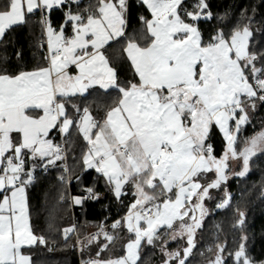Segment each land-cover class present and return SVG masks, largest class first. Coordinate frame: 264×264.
<instances>
[{
	"label": "snow or ice",
	"instance_id": "1",
	"mask_svg": "<svg viewBox=\"0 0 264 264\" xmlns=\"http://www.w3.org/2000/svg\"><path fill=\"white\" fill-rule=\"evenodd\" d=\"M79 4L0 0V43L38 12L44 37L39 47L47 50L43 66L15 73L0 68V264H35L31 250L47 246L33 228L28 189L38 169L60 166L69 172L58 162L67 160L73 129L85 142L82 172L94 170L118 201L129 189L134 197L111 224L113 232L101 225L84 240L77 236L82 253L97 246L95 256L81 264H138L143 245L160 240L161 229L187 245L172 252L162 247L163 264H186L209 215L205 201L213 199L211 190H221L232 175L246 176L252 158L264 153V131L239 147L249 109L264 106V54L250 50L252 18L205 38L200 24L214 16L208 0H95L83 9ZM134 8L148 15L137 17L141 27L130 35ZM56 10L63 16L59 27L51 18ZM121 41L132 74L126 81L107 55L111 42ZM94 89L117 94L100 118L73 103ZM215 132L225 142L219 157L211 142ZM53 133L64 143L55 142ZM232 161H239V171H230ZM60 180L66 182L65 176ZM83 192L72 197L74 205L100 199L94 187ZM230 202L225 191L215 207L225 209ZM244 223L241 211L236 224ZM118 229L130 234L123 254L105 258ZM75 231L74 225L65 228V241ZM247 243L242 235L231 252L218 243L208 264H264L248 254Z\"/></svg>",
	"mask_w": 264,
	"mask_h": 264
},
{
	"label": "trees",
	"instance_id": "2",
	"mask_svg": "<svg viewBox=\"0 0 264 264\" xmlns=\"http://www.w3.org/2000/svg\"><path fill=\"white\" fill-rule=\"evenodd\" d=\"M191 2V0H190ZM210 10L214 14L213 19L201 22L200 28L205 38L217 28L226 33L233 28L248 23L247 17L252 18L251 27L254 31L251 43V51L264 54V0H208ZM95 0H80L79 9L94 4ZM255 9V11H253ZM73 10H77L76 7ZM141 14L148 15L143 9L134 8L128 32L131 35L141 25L137 17ZM54 26L59 27L63 20L61 11L56 10L51 14ZM40 14L32 15L25 25L15 27L8 32L0 43V68L7 69L10 73L20 70H31L43 66L46 47L41 49L43 43V28L40 23ZM123 41L112 42L107 47V55L112 59L119 70L120 79L126 81L132 78L128 61L122 58L121 49ZM20 53V58L17 57ZM259 67L260 64L258 63ZM116 92L106 94L103 90H90V94L73 98V103L81 108L89 107L97 118L103 115L104 109L112 103ZM264 127V106L257 103L255 111L249 109V123L246 124L239 135V147H243L246 139L259 132ZM52 138L59 142L60 134L53 133ZM68 169L65 173L62 167L51 168L48 173L37 171V179L28 189L30 211L35 233L43 235L48 241L47 246H37L31 250L35 264H81L82 259L95 256L97 246L92 245L83 253L78 251L76 237H89V233L101 225L106 230L113 232L111 224L121 219L127 212V207L134 197L131 189L122 198V202L116 200L103 180L97 182V174L94 170L82 172L81 156L85 149V142L73 129L68 137ZM211 142L215 148V154L220 156L224 150L225 142L222 134L215 132ZM65 176V181L60 180ZM81 180H77V176ZM213 174H209L211 179ZM85 187H94L99 192V200H87L83 205H74L73 196L84 194ZM231 194L229 207L218 209L217 203L224 197V193ZM212 200H206L205 205L209 215L204 220V226L196 235V247L186 264H208V260L215 254L218 243L226 244L227 251H234L240 242L242 235L248 236V254L254 261H264V153L258 154L250 161V171L244 177L234 176L228 180L222 189L211 190ZM61 196L64 197L61 200ZM245 213V223L237 226L239 212ZM76 225L75 233L65 241L63 230ZM161 239L154 245L144 244L141 252V262L138 264H163L165 256L162 247L172 252L181 250L186 245L185 240H172L169 230H160ZM117 239L109 250L102 255L118 256L123 254V245L130 238L125 229L114 231ZM103 241V237H101ZM51 249V251H49ZM209 249H212L210 252ZM228 264H232L229 260Z\"/></svg>",
	"mask_w": 264,
	"mask_h": 264
},
{
	"label": "built area",
	"instance_id": "3",
	"mask_svg": "<svg viewBox=\"0 0 264 264\" xmlns=\"http://www.w3.org/2000/svg\"><path fill=\"white\" fill-rule=\"evenodd\" d=\"M58 143H61V144H63L64 143V138H62L61 137V135H60V140H59V142ZM66 146V145H65ZM59 163H66V165H67V167H68V153H67V160L65 161V162H58V165H59ZM60 167V166H59ZM51 168H49L47 171H44L43 169H38L37 171H42L44 174H46V173H48V171L50 170ZM74 226H75V228H76V225L74 224ZM99 229H100V227L99 228H97V229H94L93 231H91L90 233H89V235H93V234H95V233H97L98 231H99ZM81 240L83 239V237H79ZM76 243H77V237H76ZM77 247H78V251L80 252V245L77 243ZM82 260H87V259H82ZM81 260V261H82Z\"/></svg>",
	"mask_w": 264,
	"mask_h": 264
},
{
	"label": "rangeland",
	"instance_id": "4",
	"mask_svg": "<svg viewBox=\"0 0 264 264\" xmlns=\"http://www.w3.org/2000/svg\"><path fill=\"white\" fill-rule=\"evenodd\" d=\"M260 131H264V127H263ZM260 131H259V132H260ZM259 132H257V133H259ZM257 133H255V134H257ZM255 134H254V135H255ZM252 136H253V135H252ZM222 153H223V152H222ZM218 157H219V156H218ZM239 170H240V163H239V161H232V162H230V171H231V172L234 173V172H237V171H239ZM233 177H234V175H232L230 179H232ZM212 178H214V176H213ZM212 178H211V179H212ZM230 179H229V180H230ZM186 246H187V245H185L184 247H186ZM184 247H183V248H184ZM183 248H182V249H183Z\"/></svg>",
	"mask_w": 264,
	"mask_h": 264
},
{
	"label": "crops",
	"instance_id": "5",
	"mask_svg": "<svg viewBox=\"0 0 264 264\" xmlns=\"http://www.w3.org/2000/svg\"><path fill=\"white\" fill-rule=\"evenodd\" d=\"M112 43V42H111ZM73 71H75L74 69H73Z\"/></svg>",
	"mask_w": 264,
	"mask_h": 264
}]
</instances>
